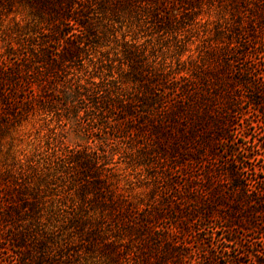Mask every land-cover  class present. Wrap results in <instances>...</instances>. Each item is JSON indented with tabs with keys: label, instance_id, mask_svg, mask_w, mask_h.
<instances>
[{
	"label": "trees",
	"instance_id": "trees-1",
	"mask_svg": "<svg viewBox=\"0 0 264 264\" xmlns=\"http://www.w3.org/2000/svg\"><path fill=\"white\" fill-rule=\"evenodd\" d=\"M0 35V264H264V0H0ZM50 115L143 198L102 149L17 155Z\"/></svg>",
	"mask_w": 264,
	"mask_h": 264
},
{
	"label": "rangeland",
	"instance_id": "rangeland-1",
	"mask_svg": "<svg viewBox=\"0 0 264 264\" xmlns=\"http://www.w3.org/2000/svg\"><path fill=\"white\" fill-rule=\"evenodd\" d=\"M201 35V33H200ZM197 41V40H196ZM198 42V41H197ZM196 42V43H197ZM194 46V45H193ZM4 42L0 35V54L3 52ZM80 117L83 116V113L79 114ZM253 118V117H252ZM259 133V139L263 140L261 136L264 133V124H261L260 127L248 128L246 130V135H249L255 131ZM261 136V137H260ZM15 139L13 140V151L17 155H31L33 153H37L46 148V142L49 143V146L54 147V149H61L64 146H69L71 148L74 147H87L89 149L99 150L102 149L105 151L111 161H113L114 167L116 168V172L120 173L122 179L120 180L121 185L126 188L128 185L132 186V188L127 189L130 191L132 195L140 196L143 198V194L141 192H145V189L149 187H145L147 178L150 177L148 175V171L142 167H130L126 166L124 163L128 161L127 157L122 153V148L116 145V141L107 140L102 131L97 130V128L90 129V127L86 126V123L81 119H76V117L70 116L69 119H62L61 121L57 120V118L53 115H50L45 120H34L30 123H25L22 128H20L17 134H14ZM258 136H251L250 141H256ZM9 140V139H7ZM246 140L243 137H240L239 143L243 145ZM111 142V143H110ZM250 147L253 145L252 143H248ZM37 146H40L39 150H37ZM218 147L220 149H224L226 146L225 143H219ZM5 150V149H3ZM234 156H229L228 159H232ZM238 159H242L239 155H237ZM223 160V159H221ZM257 165L260 164V161H256ZM138 185H141L138 187ZM259 235L253 232H246L245 237L248 239L247 242H244L243 236L238 234V239L241 240V243L249 246V249H257L260 251H264V243L258 239ZM233 246L235 244H232ZM218 249V247H217ZM245 260H248L247 257H244Z\"/></svg>",
	"mask_w": 264,
	"mask_h": 264
}]
</instances>
